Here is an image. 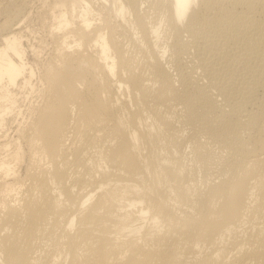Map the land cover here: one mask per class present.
<instances>
[{"label": "bare ground", "instance_id": "obj_1", "mask_svg": "<svg viewBox=\"0 0 264 264\" xmlns=\"http://www.w3.org/2000/svg\"><path fill=\"white\" fill-rule=\"evenodd\" d=\"M147 1L54 0L57 48L44 68L46 101L27 117L20 112L16 138L0 141V264H264V96L254 94L264 88V58L242 52L252 42L239 47L241 35L264 42V19L250 17L264 13V0H153L159 20ZM68 3L72 12L80 7L76 24L60 9ZM228 4L244 9L242 28L212 31L209 25L232 15ZM119 22L136 36L135 50L120 40ZM15 30L8 20L0 24L2 137L18 114L14 88L32 86L35 75ZM184 30L207 73L232 65L224 53L225 64L211 58L217 46L231 61L255 57L249 80L230 70L222 105L182 65L174 62L177 76L167 66V53L180 56L186 47ZM82 46L88 53L78 52ZM194 90L206 106L192 101ZM175 106L230 156L218 162L212 145L185 134L190 150L175 156L188 141ZM25 143L41 160L22 177L16 167L30 156ZM43 236L50 242L42 244Z\"/></svg>", "mask_w": 264, "mask_h": 264}, {"label": "rangeland", "instance_id": "obj_2", "mask_svg": "<svg viewBox=\"0 0 264 264\" xmlns=\"http://www.w3.org/2000/svg\"><path fill=\"white\" fill-rule=\"evenodd\" d=\"M149 1H151L152 5H151V3H149ZM148 3L151 5V9L148 10L151 13L152 12V8L155 7V5L153 4L155 2L153 0H148L146 4H148ZM53 4H54V0H0V24L2 22H4L5 20H8V21L11 22V24L13 26V29L14 30L17 29V31L16 30L15 31L20 36H22V47L26 50V53H27L26 61H28L29 65L32 66V68H33V70L35 72V75H34V77L32 79V83H33L32 86L24 87L23 85H19V86H17V87L14 88V92L17 94V98H18L17 99V105L18 106H16V110H18V114H17L16 118L10 117L11 119H10L9 123L7 124V126H8L9 129H7V131H5L4 134H3V137H4V135H6L7 137L3 138L0 135V141L5 140V141H3L4 143L6 141H9L10 142L12 139H15L16 138V135L15 134H16L17 124L18 123L23 124V121L25 120V118H23L22 115H19V113L22 112L23 115H24V117H27L28 116L27 114H28L29 111L32 112L33 109H37L38 107L42 106L44 104V102L46 101L47 91H46V84H45V80H44L45 79V76L43 77L44 68H45V66L49 62H51L52 60H55V53H56V51H54V50H56V48H57V45L55 43V40L53 39V37L51 35V30L55 27V21H56L55 20V17H54V14H53V8H52L53 7ZM71 5H72V3H68L66 6H64L63 8H60V9L63 10V11H65L67 13V17H68V20L69 21H73L75 23L74 19H77V16L79 14L80 7H77L76 10L74 12H72ZM228 8H229V10H228L229 12L228 13H230L232 15L234 14L233 15V19L230 20V18H232V15H229L227 17L224 16L222 18V21L219 24H216V23L214 24L212 22L213 24L211 23L212 25H209L208 26V27L211 28L212 31H216L217 32V30L218 31L220 30V32L223 33V32H228V31L234 30V29L236 30L237 27H239V28L241 27L242 28L241 24L238 25L236 23H239V19H241V18L243 19L242 16H244V14H243L244 13L243 12L244 9L241 8V7H234V6L230 5V4H228ZM57 9H56V12L58 11ZM147 9H148V7H147ZM230 9L232 10L233 13H231ZM92 10H93V7H92ZM157 10H158L157 6L155 8H153V12L151 13L152 14L151 17L153 16L152 17L153 20H157V19L159 20V18H160V15L161 14L158 15L159 14V11H157ZM102 12L104 13V11H102ZM105 15H106V12H105ZM254 15L256 16V18L254 17ZM157 16H159V17H157ZM250 17H252V18L254 17L255 19H258V18L259 19L260 18L264 19V13H261L259 11L256 12V10H255L254 13H251ZM235 19H236V21H235ZM232 20H233V22H231ZM115 25H116V27H118V29H119V31H120L121 34H122V32L125 33V35H124V33L122 34L120 40L124 44H131V49H134L135 50L136 46L133 43V40H134V42H137V39H136V36L134 34H132V32L131 33L129 32V28H130L129 25L128 24H124L122 22L115 23ZM70 27H72V25H70L69 27H67V30H72V28H70ZM212 27H213V29H212ZM215 27H217V30H216ZM210 28H209V30H210ZM230 28H232V29H230ZM239 30H237V31L239 32ZM188 33H187V31L184 32V35L183 36H184L185 40H184V38L181 35L182 39L184 40L183 41V44H184V46L186 45L185 49H183L184 51L182 50V52H181L182 54L183 53L184 54L182 55L179 52L182 55V57H181V55L179 56L178 53L177 54L176 53L173 54L171 51H169L167 53V55L168 54H170V55H168V56L166 55L167 56L166 59H168L167 66L170 68L173 65L170 68V71H174L176 74L173 73V72H171V73H173V75L175 74L177 76L178 75V70L176 69V66L177 65L175 63H177L178 65H182V67H184L183 69L185 70V72L188 73L189 76L191 77L192 82H194V83L196 82L198 85H201V87H203V88L205 87L204 88L205 89L204 91L206 93V97L207 98H211V96L215 95V96H213L211 98V100L214 101V103L216 105H218V104L219 105H222L221 102H223L224 99L226 100L225 97L227 95L224 94L226 96L223 95L224 96L223 97L222 96V92H219L220 91L219 89H222L223 87L228 86V84H226V83H229L230 84V82H232L235 78H239V81H242V78H244V77H245V80H247L248 77L250 78L251 75L254 73V70H256L255 69V66L257 65V63L255 62V57H253V59H252V58H250L251 57V54H250L249 57L247 55H241V58H242L243 61H241L240 59H238L239 61H231L232 59H230L229 58L230 56H228L229 53L227 52V50L225 48L223 49V47H225V46L221 47V45H220V46H217V48L219 47V49H216V48L213 49V52H212L213 55L211 56V58L214 59L216 57L214 59L215 62L218 61V62H221L223 64L227 63L225 61L226 59L227 60L229 59L230 61L228 60V62H229L230 65L231 64L232 65L230 67H226V69H225V67L224 68L222 67L223 69L220 68L221 70L218 69V70H216V72H213V73H209L208 72L207 73L206 70L207 69L209 70L210 68L207 65L205 66V64H204L205 62L201 59L199 47L197 46L196 40H194V38H193L194 36L192 37L190 35V33L189 34ZM217 33H219V32H217ZM240 33L241 32H239V37L242 34V33L241 34ZM130 35H132V36H130ZM215 36H214V38H216V39L213 38L214 40H217L218 42H220L222 40V38H220V36H218V35H215ZM187 37H188V39H187ZM243 37L244 36L241 35L240 40H239V42L241 43V45H239V47L240 46H243L244 44H245L244 46L248 47L247 43H250V42H252L253 46L251 47L252 48L251 50H246V51H245L244 46H243L242 49H244V51L242 50V52L243 53H245V52L250 53L251 52L253 54L252 56H254V55H256L255 52L258 51L260 57L263 59L264 58V42H253V40H251L250 38H249L250 40L246 39V38H248L247 36H246V38L245 37L243 38ZM241 38L242 39H246V41L245 40L243 41ZM129 39H131L130 41L132 43L129 41ZM190 39H192L194 43ZM195 39L198 40V38H195ZM188 40H190V42ZM186 41L189 43V45H188V43H186ZM220 44H223V43H220ZM0 46H2V42L1 41H0ZM132 47H135V48H132ZM189 47H191V49ZM129 48H130V45H129ZM240 48H239V50H240ZM248 49H250V48H248ZM77 50H78V52H80L82 54L88 53V51L85 49V46H82V47H80ZM197 50H198V52H197ZM221 53L222 54L224 53L223 55L226 58L223 55H221V56H222V58L224 57L225 60H223L222 58L221 59L219 58V57H221L220 56ZM197 54H199V56H197ZM245 56H247V57H245ZM184 58H186V59H184ZM243 58H245V59H243ZM248 58H249V60H248ZM261 58H259V59L262 61ZM178 59L179 60L180 59L181 60L183 59V60H182V62H181V60L179 62ZM216 59H218V60H216ZM251 59H252V61H250ZM222 61H224V62H222ZM256 61H259V60L256 59ZM231 62H233V63H231ZM170 63H171V66H169ZM200 63H201V65H200ZM223 64H222V66H223ZM217 65H219V64H217ZM216 67H218V66H216ZM251 67L254 68V69H252ZM250 68H251V70H250ZM256 68H257V66H256ZM223 70H225L226 72L223 71ZM230 70H232L234 72V74H233L234 79H233V76L232 75H231V78L228 77V76H230L229 74L232 73V71H230ZM229 71H230V73H229ZM251 71L253 73H250ZM203 74H207V75H203ZM248 74H249V76H248ZM226 75H227L228 78L226 77ZM201 78H202V80H201ZM225 79H226V81L228 80L226 83H225ZM229 79H231V80H229ZM256 89L255 90L257 92H254V94H256V95L258 94L259 96H262V95L264 96V94H263L264 93V88H261L259 86V87H256ZM236 97H237V94H236ZM191 98H192V101L196 105H199V103L197 102V99L196 98H198L201 101H203V98H205V95L201 91H199V90H194L192 92V94H191ZM221 98L222 99L224 98V99L222 100ZM128 105L130 107V110H132V109L135 108V106H133V104L131 102L129 104V101H128ZM202 106H206V104H205L204 101H203L202 104H200V108ZM180 107L179 106L176 107V109H175L176 116L175 117H177L180 120V122L183 121V123L181 122L182 123L181 124L178 121L179 123L178 122L176 123V125H177L176 127H177V129H180V131L181 130H182V132L184 131L183 134H181L182 132L180 133L182 135V137L185 138V139L182 138V141L183 142H186V139H187L188 140L187 141L188 144L186 142L184 144V147L183 146L181 147L182 150H180V148H179L178 149V151L180 150L179 152H177L176 150H174V151L177 152V153L174 152V155L176 156L178 154L177 157L179 156V158H182L180 156L183 153V151L186 150L185 152H187V150H190V149H188V148H190L188 146H191L190 143H189L190 142L189 139L192 138V137H198V138L200 137L199 138L200 140H202L203 142H205L206 144H208L210 146L212 145L211 148H212V150H214L213 151V154H214V152H217V153H215L217 155V156L215 155V157H216L217 160H218L217 157H219V156H220L219 159H221L222 157L223 158L225 157L224 159L223 158L221 159L222 162H223V160L226 159V157L228 158L230 156V153H229V149L227 150L226 145H224L222 143H219L218 141H214V140H212V138H209L208 137V132H205L204 131L205 132L204 133L202 131V129H201V127H200L199 124H196L195 126L192 125V128H191V124L190 125L189 124H186V119H185L184 115L180 111H178V110H180L179 109ZM178 124H180L181 126H178ZM181 128H184V129H181ZM197 128H199V129H197ZM249 132H250L249 129H241L240 132L238 131V133H240V135L242 137L248 136L249 135ZM184 134L187 137L188 136L189 137L192 136V137H190V138L188 137L189 138L188 139V138H186L184 136ZM192 134L195 135V136H193ZM220 145H221V148H222V146H224L225 149L227 150V151L225 150V153H224V147L221 149L219 147ZM13 146L14 145H12V149L9 151V153L13 152V150H14V147ZM151 146L154 147V145H151ZM184 148H186V149H184ZM36 150L37 149H36L35 146H32V145H30L28 143H25L24 144V151H25V153L30 154L29 158L31 157L33 159V161H30L29 158H25V161L22 162L23 164L21 163V164L18 165V168L16 167V171L19 169V171L21 172V176L22 177L27 173V169L29 167H35L36 164L41 160L40 157H37V156H34L33 154H31L33 151L36 152ZM218 150L220 152L219 154H218ZM155 151H158V149L155 148ZM1 152H3V151H1ZM3 154L6 155V153H4V152H3ZM184 155L186 156V154H184ZM184 155H182L183 158L185 157ZM215 157L213 156V159ZM94 158H96V157H94ZM216 159H214V160L217 161ZM218 162H221V161L218 160ZM19 171H18V173H20ZM18 179H20V178L18 177ZM40 241H41L42 244H46V243L50 242L48 236L41 237V240ZM36 242H37V240H36ZM55 243H56V245L58 247V241L57 240L55 241ZM57 255H58V252L54 253L52 256H57ZM52 259H54V258H52Z\"/></svg>", "mask_w": 264, "mask_h": 264}]
</instances>
